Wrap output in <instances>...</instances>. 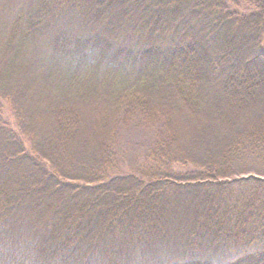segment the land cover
Listing matches in <instances>:
<instances>
[{"label": "trees", "instance_id": "obj_1", "mask_svg": "<svg viewBox=\"0 0 264 264\" xmlns=\"http://www.w3.org/2000/svg\"><path fill=\"white\" fill-rule=\"evenodd\" d=\"M263 43L264 0H0V264L263 263Z\"/></svg>", "mask_w": 264, "mask_h": 264}, {"label": "rangeland", "instance_id": "obj_2", "mask_svg": "<svg viewBox=\"0 0 264 264\" xmlns=\"http://www.w3.org/2000/svg\"><path fill=\"white\" fill-rule=\"evenodd\" d=\"M245 4L246 3L242 2L241 10L247 9V7L244 8ZM13 113L14 112L12 111L10 104H5L4 105V117L7 119L9 125L15 131H17V126H16V122H15ZM251 117H252V119H254L256 116L253 115ZM194 130L198 131L200 137H202L203 135L204 136L206 135L204 130H202V133H201V131H199L195 128H194ZM151 140H152L151 136L147 133H144V132H135L133 134L129 131L125 132L123 134L122 141H121V143L123 144V146H122L123 154H121V162L126 163V161H127V163L129 162L132 166H134L136 163H143L145 161L146 149L150 146ZM24 144H25V148L28 150L29 144H28V141L25 139H24ZM133 153L135 154V157H130L131 154H133ZM127 163H126V165L129 167L130 164H127ZM128 167H126V166L124 167L125 171H129L127 169ZM176 170H178L180 172H186L188 170V168L178 165V166H176ZM125 173H128V172H125ZM239 176L241 177L242 175H238L237 177H239ZM240 264H264V262L261 263L258 259H254V258H250V259L246 258V259L242 260L240 262Z\"/></svg>", "mask_w": 264, "mask_h": 264}]
</instances>
